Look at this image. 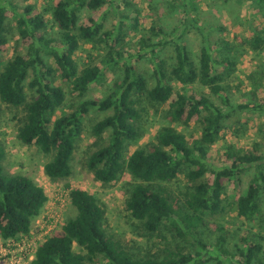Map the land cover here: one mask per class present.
Segmentation results:
<instances>
[{
  "label": "trees",
  "instance_id": "trees-1",
  "mask_svg": "<svg viewBox=\"0 0 264 264\" xmlns=\"http://www.w3.org/2000/svg\"><path fill=\"white\" fill-rule=\"evenodd\" d=\"M178 1L167 2L174 22L156 13L152 25L142 30L140 10L131 0H121L122 13L116 0H43L40 6L20 7L14 0H0V54L8 51L12 27L18 36L14 53L6 60L0 57V102L26 112L18 140L35 144L49 157L43 169L51 181L65 179L72 173L70 161L84 118L104 113L91 125L87 168L103 184L130 174L134 182L125 202L130 217L145 235L168 231L174 241L161 252L135 254L105 229L100 201L66 184L75 214L38 242L30 264H264V154L255 143L229 148L224 152L227 164L220 167L211 163L210 154L231 112L264 111V97L251 106L229 100L241 50L222 36L217 18L204 17L202 4L222 7L230 0ZM235 1H249L264 14V0ZM83 10L88 15H81ZM108 11L115 15L111 25ZM127 33L136 40L126 42ZM190 33L199 40L194 54L186 41ZM83 42L98 53L79 68L75 54ZM244 43L264 52L261 31ZM143 57L153 64L147 75L138 70ZM105 68L116 74L110 92L101 99L87 98ZM257 82L253 79L255 101L262 89ZM67 97L69 111L55 117ZM145 102L158 110L167 105V122L154 141L130 152L140 138L139 106ZM190 123L199 126L195 138L178 129ZM2 158L0 145V238L7 240L30 232L48 198L32 178L5 173ZM179 175L187 184L176 197L170 186ZM244 179L247 187L234 202L241 226L233 233L213 218L225 211L228 182Z\"/></svg>",
  "mask_w": 264,
  "mask_h": 264
},
{
  "label": "rangeland",
  "instance_id": "rangeland-1",
  "mask_svg": "<svg viewBox=\"0 0 264 264\" xmlns=\"http://www.w3.org/2000/svg\"><path fill=\"white\" fill-rule=\"evenodd\" d=\"M42 1L14 0L18 7L28 3H36L40 6ZM131 1L140 10L139 20L142 30L148 29L152 25V16L155 17L156 13L158 15L161 13L165 17L163 18L164 21L167 20L169 22L170 20V23H172V19L174 22L176 18L175 14L173 16L170 14L172 9L167 6V2L171 0ZM177 2L179 1L177 0ZM206 2L208 3L209 1L206 0ZM116 3L119 7L118 12L122 13L125 8L121 5V0H116ZM202 6L207 13L204 17L217 18V25L221 24L224 27L223 31H220L222 36L241 50L236 64V78L231 81V89L227 93L230 102L235 106L244 103L251 106L256 102L259 103V98L264 97V52H255L249 45L244 43V40L253 35L255 31H261L264 35L263 12L249 1H244L239 5L237 1L230 0L229 4H225L222 7L220 4L208 7L203 1ZM82 14L88 15V12L83 10ZM108 17L111 25L115 15L108 11ZM10 23L14 25V19L11 18ZM11 29L12 35L10 36L8 51L0 54L3 60L8 59L16 49L18 36L13 27ZM218 35L216 34L213 38L216 39ZM126 36V42L132 43L136 40L135 35L127 33ZM186 41L193 54L198 51L199 40L196 33L188 34ZM241 43L244 45H241ZM20 50L22 49L20 48ZM135 50L136 48L129 51L134 52ZM97 53L88 43L83 42L81 48L75 54V61L79 68L89 60H92ZM97 63L101 67L104 64L99 61ZM137 65L139 67L138 70L144 71L143 74L145 75L149 73V70L153 69V64L146 57L138 61ZM253 79L257 80V84H261L260 88H262L257 95V101L252 96L254 89ZM114 80H116V74H114L112 69L105 68L102 72L101 83L91 85L87 98H103L106 93L110 92ZM180 86L176 85L178 88ZM192 89H196V86L190 87V90ZM65 90L67 91V89ZM67 98L66 104L55 113V117L62 112L69 111L71 102L70 97ZM215 101L217 104L222 105L219 98L215 99ZM141 106L140 138L136 145L130 146V152L140 145L154 141L160 126L167 122L163 116V110L167 108V105L160 106L159 110L146 102L140 104L139 107ZM225 107L223 106V108ZM25 115L24 107L15 108L0 102V145L3 150V170L8 174H21L32 178L45 189L48 200L40 214L32 221L31 230L28 234L7 240L0 238V264H30L38 242L44 240L51 231L60 228L69 217L75 214L74 208L69 204L66 184L72 188H82L93 194L100 201L105 212V229L116 241H119L135 254L143 256L161 252L166 244H173L172 242L174 241L168 231L149 237L143 233L139 223L130 217L129 212L125 208L128 189L134 182L130 174L124 173L118 180L103 184L95 180L94 175L87 168L86 162L93 150L92 143L94 140L91 134V125L95 119L101 118L104 113L91 112L84 118L83 130L76 142L70 161L72 173L69 177L55 182L46 176L43 169L49 157L42 153L35 144L25 145L17 138L18 128L23 123ZM226 126L221 131L220 139L210 147L212 164L219 167L225 165L227 161L224 152L227 149H247L254 143L258 145L259 151L264 154L263 109L252 110L251 107L241 110L235 109L226 121ZM198 127L194 123H190L188 126H178V129H182L188 137L193 136L195 138L199 133ZM186 184V178L183 175H179L177 180L174 183L172 182L170 188L173 189L172 192L175 196L179 197V191H182ZM246 187L247 179L241 182H236L235 180L228 182L224 194L225 211L213 218L215 223H221L233 233L241 226L240 221L242 220L237 217L234 202ZM230 262L229 264H234L232 261Z\"/></svg>",
  "mask_w": 264,
  "mask_h": 264
},
{
  "label": "built area",
  "instance_id": "built-area-1",
  "mask_svg": "<svg viewBox=\"0 0 264 264\" xmlns=\"http://www.w3.org/2000/svg\"><path fill=\"white\" fill-rule=\"evenodd\" d=\"M33 259V258H32Z\"/></svg>",
  "mask_w": 264,
  "mask_h": 264
}]
</instances>
